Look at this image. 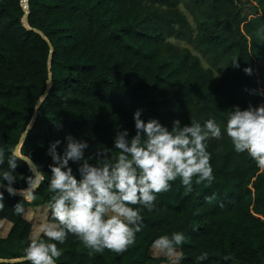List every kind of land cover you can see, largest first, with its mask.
Wrapping results in <instances>:
<instances>
[{"label":"trees","instance_id":"16d2710c","mask_svg":"<svg viewBox=\"0 0 264 264\" xmlns=\"http://www.w3.org/2000/svg\"><path fill=\"white\" fill-rule=\"evenodd\" d=\"M27 3L25 22L22 0H0V146L6 158L13 147L28 155L44 179L26 199L29 192H19L34 171L18 160L16 192L0 182V227H9L0 234V264H30L21 259L35 232L26 213L38 221L51 219L48 148L54 141L62 152L68 135L85 140V156L95 157L98 149L117 151L112 147L118 131L135 134L137 109L144 120L157 118L169 128L177 118L183 126L191 118L203 123L214 117L223 131L234 106L264 103V0ZM251 7L255 13L249 16L244 10ZM170 37L192 44L208 66ZM206 144L210 184L193 177L189 190L177 178L156 194L152 210L133 206L141 208L142 228L122 252L105 248L90 254L69 233L57 243L62 254L56 264H170L161 251L154 255L152 242L173 232H182L185 240L172 264H264V169L247 152H236L227 135ZM69 163L79 179L78 162ZM19 202L22 215L13 210ZM202 252L207 258L197 260Z\"/></svg>","mask_w":264,"mask_h":264},{"label":"clouds","instance_id":"9594fccd","mask_svg":"<svg viewBox=\"0 0 264 264\" xmlns=\"http://www.w3.org/2000/svg\"><path fill=\"white\" fill-rule=\"evenodd\" d=\"M235 63V60L233 61ZM238 66V65H237ZM251 73L250 67L244 69ZM135 134L128 129L118 131L112 148L97 150L95 157L85 156L88 143L68 135L62 152L57 151L59 140L48 148L53 161L48 177L50 199L48 208L51 219L42 222L36 232L28 237L23 248L22 260L30 264H56L62 254L57 243L63 244L69 233L74 234L92 253L105 248L117 253L134 243L136 233L141 231L143 217L140 207L148 210L155 207L156 194L167 191L170 182L177 180L191 189L195 183H211L214 179L207 151V140H220L223 135L230 139L233 149L247 154L264 169V103L246 108L234 106L227 113L223 131L214 117L203 123L191 118L190 124L181 125L180 119L172 122L171 128L157 118L144 120L141 110L133 114ZM0 146V182L7 181L6 190L14 194L18 160H28L15 147ZM95 162H90L92 160ZM69 161L78 162L79 179L73 173ZM32 162L30 170H34ZM27 176V187L21 192H32L44 179L43 174ZM0 199L3 193L0 192ZM26 199H32L29 195ZM18 215L24 213L21 202L13 208ZM42 234V235H41ZM185 240L182 232H173L156 237L154 249L168 257L175 255L177 246ZM207 258L202 252L197 260Z\"/></svg>","mask_w":264,"mask_h":264},{"label":"rangeland","instance_id":"374dc122","mask_svg":"<svg viewBox=\"0 0 264 264\" xmlns=\"http://www.w3.org/2000/svg\"><path fill=\"white\" fill-rule=\"evenodd\" d=\"M180 8H181L182 11H184V12L188 15V18H189L190 21L192 22L193 27H195L196 23L194 22V20H193V18H192V15L188 12L187 9H185L184 6H180ZM244 13L247 14V15H249V16H252V15L255 13V10H254L253 7H251L250 9H246V10H244ZM169 41L172 42L173 44L177 45V46H180V47H189L194 53L198 54V55L201 57V55L197 52V50L193 47V45L190 44V43H188L187 41L182 40V39H176V38H173V37H170V38H169ZM201 58H202V62H203V64H204L205 66H208V64L206 63L205 59H204L203 57H201ZM26 216H27L28 218L33 219V222H34V225H35V228H34V231H35V232L38 230L39 225H40L42 222L45 221V220H44V217H42V218L39 220V221H41V222H39L38 219H37L36 217H33V216H34L33 213H26ZM36 216H37V215H36ZM8 229H9L8 225H5V228H4V229H1V227H0V234H4V233H6V232L8 231ZM159 251H160V250H158V249H154V248H153V253H154L155 256H156V255H161V254L159 253ZM174 260H175L174 256L171 257V259H170V262H171V263H170V264H172ZM146 264H156V262L149 261V262H147Z\"/></svg>","mask_w":264,"mask_h":264},{"label":"water","instance_id":"95a60500","mask_svg":"<svg viewBox=\"0 0 264 264\" xmlns=\"http://www.w3.org/2000/svg\"><path fill=\"white\" fill-rule=\"evenodd\" d=\"M22 5L24 6V8L26 9V15H25V22H27V20H28V14H29V11H28V3H27V0H22ZM50 78H51V75H50V77H49V80H50ZM47 94V93H46ZM45 94V95H46ZM36 116H37V114H35V116L33 117V119H32V121H31V124H30V128L22 135V139H24L25 137H26V135H27V133H28V131L33 127V125H34V122H35V119H36ZM17 151H18V153H19V149H17ZM25 161H27V162H29L30 164H32L31 163V161H30V159H28V160H25ZM33 171H36V168L34 167V170ZM40 173H39V171L37 172V175H39ZM41 183V182H40ZM40 183H39V185H40ZM38 185V186H39ZM37 188L38 187H36L35 189H34V191H32V192H29V195H33V193L37 190ZM19 193H24V192H19Z\"/></svg>","mask_w":264,"mask_h":264}]
</instances>
